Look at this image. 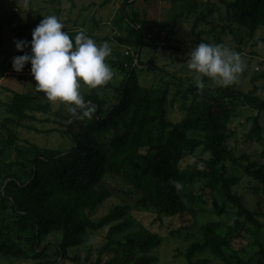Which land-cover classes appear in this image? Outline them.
<instances>
[{
    "label": "trees",
    "instance_id": "1",
    "mask_svg": "<svg viewBox=\"0 0 264 264\" xmlns=\"http://www.w3.org/2000/svg\"><path fill=\"white\" fill-rule=\"evenodd\" d=\"M136 1L121 3L119 11L126 21L127 33L111 38L118 46L126 48L124 54L116 51L108 60L111 68L122 76L121 81L118 85L109 81L97 88L86 85L90 92L83 95L85 101L96 107L91 118L78 120L68 110L64 114L54 113L61 127L56 131L68 143L65 149L31 144L27 152L29 157H26L17 149L23 142L17 131L9 127L7 121L0 122V165L4 164L3 159L11 149L24 160L19 164L22 176L6 173L0 185V218L7 215L2 221H8L0 226V257L32 259L37 264H79L82 257L78 253L71 255V249L80 246L88 232L109 227L106 244L98 252V264L102 256L119 249L128 259H133V264H153L157 258L152 252L162 244L161 236L145 228L128 233L122 240H113V235L130 227L128 217L134 212L157 218H177L181 222L186 215L196 217V207L204 203L218 217L228 206L232 207L236 220L231 226L219 221L201 223L198 241L184 253L188 264H193L192 257L196 253L205 250L221 264H254L253 258H264V243L260 239V234L264 233V122L260 123L264 115V86L255 85L259 79H264V73L253 79V87L248 92L234 84L218 88L214 93L189 85L183 89L182 96H192L194 101L183 107L180 124L171 123L167 117L169 82L162 78L146 88L137 81L139 66L147 70L162 69L154 63L143 65L140 61V49L150 21L140 20L134 12L127 13L126 8H132ZM218 2L225 8L227 23L220 34L230 31V25H238L252 39L256 31L264 27V0ZM190 6L193 12L202 7L200 20L217 10L216 4L209 2L193 1ZM22 26L17 37L30 43L36 27L26 35L28 25ZM7 27V23L0 20V48ZM195 29L196 25L192 29L196 45L205 43L201 39L202 31ZM161 43L163 48L178 50L166 37ZM29 51L26 47L23 52L17 51L13 58ZM12 61L0 66V79L7 70L13 69ZM30 69V64L25 65L19 72L20 79L28 77L34 82ZM41 96L42 93L35 90L11 92L6 101L7 113L19 124L23 122L21 126L25 127V122L34 119L36 114L51 112V105ZM236 103L251 112L245 142L261 146L258 159L247 162L243 169L255 181L253 191L261 199L262 207L253 210L248 209L243 197L233 190L239 179L224 174L225 162L239 164L241 160L227 147L233 138L230 123ZM196 152L199 154L196 162L183 166V161L195 157ZM198 183L210 192L208 201L205 192H196ZM111 198L117 200L118 205L101 219L92 218ZM117 221V225H112ZM245 226L251 229V242L256 249L254 257L233 247L238 229ZM50 235L60 238L55 247L57 257L53 260L46 259L47 247L41 248L42 241ZM124 260L116 256L107 263L122 264ZM256 264L264 263L258 259Z\"/></svg>",
    "mask_w": 264,
    "mask_h": 264
},
{
    "label": "rangeland",
    "instance_id": "2",
    "mask_svg": "<svg viewBox=\"0 0 264 264\" xmlns=\"http://www.w3.org/2000/svg\"><path fill=\"white\" fill-rule=\"evenodd\" d=\"M106 0H0V20H4L8 27L4 30V42L0 48V66L10 62L15 56L17 50L15 42L20 41L17 33L23 30V24L28 25L25 34L27 35L48 15H55L65 25L71 38L74 39L79 30H84L86 35L93 38L97 44L108 42L112 48V55L117 51L124 54L126 48L118 46L117 42L111 38L122 37L127 33L126 21L123 20L119 7L124 0H110L104 5ZM196 1L198 4L209 2L216 4L217 10L210 16L203 17L202 7H198L196 12L191 10V3ZM132 9V10H131ZM128 14L134 12L140 20L147 19L149 25L144 33L143 45L140 49V61L143 65L148 62L156 64L162 69L147 70L144 66H139L136 71L138 84L142 87H152L159 79H164L170 85V105L168 107L167 117L171 123L180 124L185 105L193 102V97L183 98L182 91L189 85L196 86L195 74L187 67L188 53L196 47L197 38L193 35L192 29L196 25V32L202 31L201 39L208 44H222L241 54L245 63V71L239 76L234 84L236 88L248 92L253 87V79L264 73V27H260L254 37H248L246 30L238 25H230V31L226 30L220 34L222 26L227 23L224 20L225 8L220 5L218 0H137L132 8L127 7ZM207 15V14H206ZM205 19V20H204ZM24 32V31H23ZM169 40L170 44L175 45L178 50L163 48L161 40ZM239 49H242L239 51ZM110 57V58H111ZM108 58V60L110 59ZM108 62V61H107ZM109 63V62H108ZM113 78L110 80L114 85H118L122 76L114 69ZM205 87L211 93L216 89L222 88L215 82L205 78ZM257 86H264V79L261 78L255 82ZM35 84L28 77L20 79L19 72L9 69L4 77L0 79V122H8L7 125L17 131L23 142L17 145V149L22 151L26 157L31 150L30 145L39 147H48L56 149H65L68 146L67 140L59 134L56 129L60 127V119L54 116L56 111L64 114L68 107L62 103H52L50 113H38L34 119L19 124L16 118L9 115L6 110V101L11 96V92L34 91ZM80 92L82 95L89 93L90 89L82 85ZM235 111L231 119V130L233 138L227 143V147L233 152L234 156L240 160L239 164L225 162L223 164L226 177H237L239 183L233 187V190L243 197L246 207L250 210L262 207L260 196L253 191L256 186L255 181L244 173V167L247 162H253L258 159L261 146L256 142H245L244 135L250 128L248 121L250 111L245 109L240 103L235 104ZM264 122V115L260 117V123ZM31 129L28 130L27 128ZM264 127V123H263ZM195 157H188L183 161V166L191 165L196 162ZM244 159V161H242ZM4 164L0 165V185L6 173L21 174L19 164L24 160L19 157L16 150L11 149L4 157ZM8 164L13 166L9 167ZM202 167L201 163H197ZM202 184L195 186L196 192L201 194L205 192V199L208 201L210 192L201 188ZM118 205V201L111 198L104 202L93 214L92 218L99 220L107 215L110 210ZM196 217L185 216L184 221L177 218L161 217L147 213H132L128 220L130 227L124 232L113 235V240H122L128 233L136 232L140 229H148L163 238L162 244L153 250L152 255L157 258L153 264H188L184 253L187 248L198 241L200 236L199 226L201 223L209 221H219L224 225L231 226L236 220L235 210L228 206L227 211L216 216L210 211V206L200 203L197 207ZM261 210V208H260ZM0 218V226L3 222ZM262 219V218H261ZM262 221H264L262 219ZM113 222L112 225H117ZM108 228L97 232H88L83 243L77 248H72L71 255L78 253L82 257L79 264H98V252L106 244V234ZM250 227L245 226L238 229L237 237L233 241V247L236 250L246 251V255L254 257L256 249L254 248L251 237ZM260 239L264 243V233L260 234ZM60 242L59 235H50L42 241L41 248L47 247L46 259L53 260L57 257L55 247ZM114 248V247H113ZM40 251V250H39ZM88 253V259L85 257ZM121 249L111 255H104L100 259V264L107 262L116 256L125 258L122 264H133V259H128ZM263 261L264 258L255 257L253 263L257 260ZM206 261V264H221L209 251L205 250L196 253L192 257L193 264H200ZM0 264H37L32 259L17 260L0 257Z\"/></svg>",
    "mask_w": 264,
    "mask_h": 264
},
{
    "label": "clouds",
    "instance_id": "3",
    "mask_svg": "<svg viewBox=\"0 0 264 264\" xmlns=\"http://www.w3.org/2000/svg\"><path fill=\"white\" fill-rule=\"evenodd\" d=\"M64 28L57 16L43 17L32 31L30 43L15 42L18 52L26 47L30 51L13 58L12 68L21 72L30 64L36 92L43 93L49 102L65 104L78 120L91 118L96 107L85 101L80 89L82 85L97 88L113 78L107 62L112 48L108 42L97 44L84 30H79L73 39ZM186 63L200 90L205 87V78L221 87L235 84L246 67L240 53L222 44L208 43L192 48Z\"/></svg>",
    "mask_w": 264,
    "mask_h": 264
},
{
    "label": "crops",
    "instance_id": "4",
    "mask_svg": "<svg viewBox=\"0 0 264 264\" xmlns=\"http://www.w3.org/2000/svg\"><path fill=\"white\" fill-rule=\"evenodd\" d=\"M106 2V1H105ZM108 4V3H107ZM107 4H104V5H107Z\"/></svg>",
    "mask_w": 264,
    "mask_h": 264
},
{
    "label": "built area",
    "instance_id": "5",
    "mask_svg": "<svg viewBox=\"0 0 264 264\" xmlns=\"http://www.w3.org/2000/svg\"><path fill=\"white\" fill-rule=\"evenodd\" d=\"M126 54H127V52H126Z\"/></svg>",
    "mask_w": 264,
    "mask_h": 264
}]
</instances>
